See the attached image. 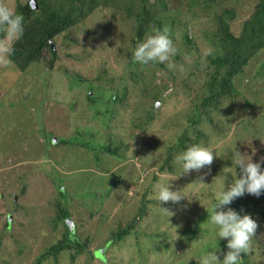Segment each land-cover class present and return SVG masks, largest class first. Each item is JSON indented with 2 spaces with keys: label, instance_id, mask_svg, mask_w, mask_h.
I'll list each match as a JSON object with an SVG mask.
<instances>
[{
  "label": "rangeland",
  "instance_id": "obj_1",
  "mask_svg": "<svg viewBox=\"0 0 264 264\" xmlns=\"http://www.w3.org/2000/svg\"><path fill=\"white\" fill-rule=\"evenodd\" d=\"M24 1L5 0L13 10ZM127 2L99 1L58 35L52 67L47 50L23 72L13 63L0 66V264H198L206 252L222 260L228 251L206 209L224 175L239 178L233 147L254 160L250 140L264 146V48L233 78L231 100L198 122L190 110L194 93L206 90L205 52L218 48L214 14L232 9L230 31L238 34L259 0H148L156 23L140 42L167 27L178 49L171 69L133 63L138 10L128 16ZM123 88L115 104L112 94ZM193 144L218 157L210 168L181 174L176 156ZM258 162L264 168V156ZM168 182L188 200L159 203L158 186ZM260 198L256 208L264 210ZM53 203L69 216L60 217ZM250 216L258 227L241 264H264V225L258 213ZM127 224L133 227L112 242ZM66 226L83 250L43 256Z\"/></svg>",
  "mask_w": 264,
  "mask_h": 264
},
{
  "label": "trees",
  "instance_id": "obj_2",
  "mask_svg": "<svg viewBox=\"0 0 264 264\" xmlns=\"http://www.w3.org/2000/svg\"><path fill=\"white\" fill-rule=\"evenodd\" d=\"M36 0L38 7H34L32 0H25L23 3H18L16 13L21 14L24 18L23 36L12 43L14 49L10 59L12 63L20 71H25L27 67L34 63L44 60L43 51L49 52L47 58L49 67H52L54 59L57 57V50L55 49V38L63 32H67L75 23H77L84 15L102 1L103 5H108L113 0ZM126 9L128 16L133 15V8L137 7L135 12V40L138 44L143 36V33L148 29L150 22L155 25V12H153L148 4V0H139L134 4V0H127ZM161 3L163 0H160ZM205 3H215L217 0H202ZM101 3V2H100ZM164 4V2H163ZM232 9H225L221 13H215L214 19L216 28L214 32V39L216 40L217 50L211 55L208 63L207 82L205 93H194L192 99V108L190 110V117L195 118L194 122H198L200 115L208 114L210 109H217L225 99L231 98L237 93L233 78L244 71V66L249 59L256 55L261 48H264V0H259L254 11L245 19L240 25L238 34L230 31V20L233 17ZM2 33H0L1 35ZM67 36V35H65ZM184 39L187 43L192 41L185 34ZM136 48V47H135ZM132 51V56H133ZM133 63H136L133 60ZM162 65V64H160ZM118 89L113 92V101L116 104L122 100L126 91ZM122 92L121 96L117 92ZM118 100V101H116ZM198 133V132H197ZM181 141V140H180ZM249 146L256 150L253 155V161L258 160L264 156V146L261 145L259 138H253L249 142ZM117 147L112 149L116 154ZM185 148L184 150H186ZM170 150L167 148V152ZM259 156V157H258ZM167 161V160H165ZM264 195V192L261 193ZM261 196V195H260ZM260 196H254L252 199L244 200V197H239L234 200L232 205L233 210L237 213L253 214L258 213L261 222L264 225V210L256 208V204L261 200ZM56 212L60 217L65 218L68 213L62 210L59 204L53 203ZM132 224L119 229L116 236L110 237L112 242L121 239L123 235L127 234L132 228ZM69 227L66 226V233L61 240H58L50 247H48L43 256L49 253H56L64 249L71 250V257H74V249L81 252L86 246L85 243L79 241L78 236L68 232ZM264 229V227H263ZM264 235V230L261 232ZM76 251V252H77Z\"/></svg>",
  "mask_w": 264,
  "mask_h": 264
},
{
  "label": "clouds",
  "instance_id": "obj_3",
  "mask_svg": "<svg viewBox=\"0 0 264 264\" xmlns=\"http://www.w3.org/2000/svg\"><path fill=\"white\" fill-rule=\"evenodd\" d=\"M23 20V16L16 13L5 0H0V33L6 37L0 40V66L11 65L10 57L14 51L11 45L23 36ZM177 54L178 49L170 38L169 29L165 27L163 30H154V34L138 43L133 52V59L144 65L153 62L166 64L171 69L174 67L173 58ZM205 55H212V50L208 49ZM232 156V164L240 169L239 178L236 177V172L235 177L231 179L224 175L219 181L221 187L216 193L215 202L210 209H206L209 223L215 226V238L226 239L228 251L223 254L222 260L214 251L206 252L201 255L198 264H241V254L250 251L256 234V221L250 215H241L227 205L245 193L260 196L264 192V168L259 162H253L249 155H242L235 146ZM216 157L218 156L213 149L193 144L176 156V163L180 166L181 174L187 175L192 171L200 172L201 169L210 168ZM155 199L159 203L173 204H179L183 199L188 200L186 193L181 189L171 190L169 182L158 186ZM162 210L169 216L173 215L167 208Z\"/></svg>",
  "mask_w": 264,
  "mask_h": 264
},
{
  "label": "water",
  "instance_id": "obj_4",
  "mask_svg": "<svg viewBox=\"0 0 264 264\" xmlns=\"http://www.w3.org/2000/svg\"><path fill=\"white\" fill-rule=\"evenodd\" d=\"M32 1H33V3H34V7L37 8L38 5H37V3L35 2L36 0H32ZM102 253H103V252H102ZM102 253H101V255H103Z\"/></svg>",
  "mask_w": 264,
  "mask_h": 264
}]
</instances>
